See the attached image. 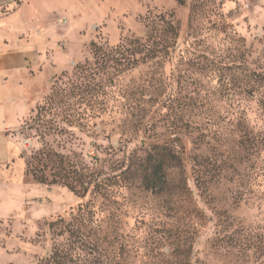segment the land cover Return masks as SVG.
<instances>
[{"label": "rangeland", "instance_id": "374dc122", "mask_svg": "<svg viewBox=\"0 0 264 264\" xmlns=\"http://www.w3.org/2000/svg\"><path fill=\"white\" fill-rule=\"evenodd\" d=\"M0 14L34 51L20 75V164L0 166L14 186L0 264H37L54 240L49 221L76 226L87 201V229L114 227V252L134 248L128 264L167 228L194 232L195 264H264V0H2ZM163 21L175 35L161 68L119 74L93 56L94 45L145 40ZM160 74L182 88V113L162 97L145 102ZM170 131L180 159L166 191L146 189L149 144ZM105 176H116L105 195L91 193L86 181Z\"/></svg>", "mask_w": 264, "mask_h": 264}, {"label": "trees", "instance_id": "16d2710c", "mask_svg": "<svg viewBox=\"0 0 264 264\" xmlns=\"http://www.w3.org/2000/svg\"><path fill=\"white\" fill-rule=\"evenodd\" d=\"M156 23L151 26L155 31L151 30L145 40L128 39L108 51L105 50L107 52H103L100 46L94 45L93 56L104 69L114 68L119 74L123 68L131 69L139 62L151 60L161 68L173 44V36L167 34L173 35L175 27L169 22L163 21L161 27L157 28ZM162 76L160 74L159 77H153L152 82L145 86L146 90L155 93V96L149 93L145 102H156L159 97H162V100L169 101L168 107L169 109L171 107L175 114L176 112L182 113V110L189 105L188 102H184L182 96H179L182 88L174 87V81H171L173 75L163 77V79ZM175 127L177 128V125ZM175 133L178 136V131H170L164 135L161 143L149 144L146 156L140 166L146 189L167 190L172 169L176 161L180 159L173 142L175 139L171 138ZM115 177L105 176L90 179L86 181L87 187L91 186V193H102L104 196L110 186L109 182ZM88 204L87 201L78 207L77 214L73 218L77 219L76 226L73 223H68L67 226L60 227L57 231V225L63 219L58 216L55 220L49 221L48 228L53 232L54 240L48 252L38 260L37 264H128L129 255L127 252L129 253L134 248L120 244L114 252L112 244L115 242V234H117L114 227L107 226V229L104 230L87 229L85 222L89 221L91 215L89 210H85ZM189 231V229L177 230V228L163 229L160 238L152 239L140 249H135L136 253H140L138 264H195L196 260L192 257L193 242H189L193 238L194 232L190 231L189 233ZM105 241L106 247L111 248L110 255L104 253L102 243Z\"/></svg>", "mask_w": 264, "mask_h": 264}, {"label": "crops", "instance_id": "0c3cea01", "mask_svg": "<svg viewBox=\"0 0 264 264\" xmlns=\"http://www.w3.org/2000/svg\"><path fill=\"white\" fill-rule=\"evenodd\" d=\"M5 28L11 30V36L6 40ZM15 28L12 21H6L0 14V166L20 164L15 130L19 119L27 111L29 101L25 97L29 82L21 81V67L26 58L34 56L29 46L20 44L19 31ZM13 188V183L3 184L0 181V215L4 212L3 207L8 213L12 210Z\"/></svg>", "mask_w": 264, "mask_h": 264}]
</instances>
